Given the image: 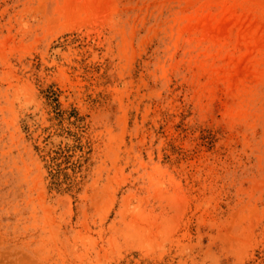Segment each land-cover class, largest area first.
I'll return each instance as SVG.
<instances>
[{"label":"rangeland","instance_id":"obj_1","mask_svg":"<svg viewBox=\"0 0 264 264\" xmlns=\"http://www.w3.org/2000/svg\"><path fill=\"white\" fill-rule=\"evenodd\" d=\"M0 264H264V0H0Z\"/></svg>","mask_w":264,"mask_h":264}]
</instances>
